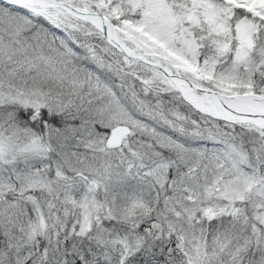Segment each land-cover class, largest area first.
Listing matches in <instances>:
<instances>
[{
  "label": "snow or ice",
  "instance_id": "6c2138e0",
  "mask_svg": "<svg viewBox=\"0 0 264 264\" xmlns=\"http://www.w3.org/2000/svg\"><path fill=\"white\" fill-rule=\"evenodd\" d=\"M0 264H264V0H0Z\"/></svg>",
  "mask_w": 264,
  "mask_h": 264
}]
</instances>
